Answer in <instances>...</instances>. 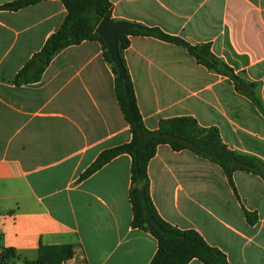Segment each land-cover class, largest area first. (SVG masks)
<instances>
[{"label":"crops","instance_id":"0c3cea01","mask_svg":"<svg viewBox=\"0 0 264 264\" xmlns=\"http://www.w3.org/2000/svg\"><path fill=\"white\" fill-rule=\"evenodd\" d=\"M15 0H0V7ZM115 21L158 27L191 44L211 43L264 105V0H110ZM61 0L0 9V254L58 258L59 264H151L158 241L132 226L131 164L121 154L81 175L105 150L132 139L99 41L61 50L37 82L14 78L67 16ZM124 57L146 127L190 115L217 127L232 150L264 161V114L233 81L199 64L187 49L130 37ZM160 216L195 230L230 264H264V180L223 169L189 150L161 144L148 167ZM247 213L254 218L251 223ZM188 264H203L193 259Z\"/></svg>","mask_w":264,"mask_h":264},{"label":"trees","instance_id":"16d2710c","mask_svg":"<svg viewBox=\"0 0 264 264\" xmlns=\"http://www.w3.org/2000/svg\"><path fill=\"white\" fill-rule=\"evenodd\" d=\"M46 0H15L0 9L17 11ZM68 13L61 26L46 40L14 78L16 85L37 82L52 59L64 48L77 45L84 40H96L103 46V57L111 64L115 75V94L119 106L130 126L132 139L123 145L103 151L93 164L81 175L83 180L121 154H129L131 164V187L129 198L133 207L132 226L150 232L158 241V250L151 264H188L199 259L203 264H230L226 255L211 246L195 230H183L165 221L158 213L151 195L148 167L157 154L159 145L168 144L175 151L189 150L199 157L218 164L224 171L229 184L237 194L234 174L245 171L260 176L264 180V161L258 156L230 149L221 137L217 127H203L190 115L163 119L159 127H146L139 109L134 82L128 69L124 51L130 46V37H155L179 45L208 70L229 77L236 90L247 96L264 114V105L254 92V84L247 83L234 68L226 64L212 50L211 43L191 44L184 38L170 35L158 27L132 23L133 28L118 37V49L125 66V76L120 77L107 51L102 37L96 32L100 21L107 17L112 22L113 5L110 0H61ZM143 187L139 188L138 184ZM251 223L255 220L247 213ZM73 257V247H61L58 258L25 260L24 264H59ZM19 259L14 248H1L0 264Z\"/></svg>","mask_w":264,"mask_h":264},{"label":"water","instance_id":"95a60500","mask_svg":"<svg viewBox=\"0 0 264 264\" xmlns=\"http://www.w3.org/2000/svg\"><path fill=\"white\" fill-rule=\"evenodd\" d=\"M132 28V23L123 21L112 22L107 17H104L96 28V32L102 37L107 46V51L120 77L125 76V66L119 54L118 37L122 32ZM138 187L142 188L143 184H138Z\"/></svg>","mask_w":264,"mask_h":264}]
</instances>
